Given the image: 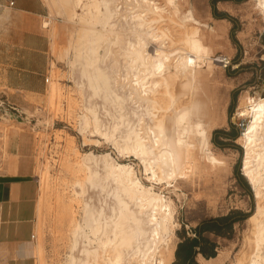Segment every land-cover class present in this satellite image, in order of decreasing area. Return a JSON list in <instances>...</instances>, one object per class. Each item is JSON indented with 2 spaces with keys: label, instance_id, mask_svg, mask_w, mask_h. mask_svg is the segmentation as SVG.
I'll return each instance as SVG.
<instances>
[{
  "label": "rangeland",
  "instance_id": "1",
  "mask_svg": "<svg viewBox=\"0 0 264 264\" xmlns=\"http://www.w3.org/2000/svg\"><path fill=\"white\" fill-rule=\"evenodd\" d=\"M45 1L48 12L47 16L42 18V23L44 24L46 20L51 21L46 27L51 38L49 86L39 99L21 96L13 98L8 103L0 93V133L5 131L6 134L5 138L2 137L4 143L0 144V149L4 156L5 154L7 156L4 161L0 160V170L32 174L39 182L36 264H96L97 257L88 255L85 252L86 247L96 248L100 262L103 260L101 264H107L104 258L105 253L98 247L97 238H105V232L114 237V234L110 233L111 227L106 226V223L113 222L114 226L115 219L119 220L115 184L105 180V173L101 166L98 169L99 176L93 181L85 180L84 172L77 173L76 177L69 168L86 152L93 151L96 154L110 152L117 160L134 162L140 177H143L146 184L149 183L143 173L144 165L139 159L129 156L123 160L111 139L99 134L91 137L92 134L87 133L85 129L82 117L88 108H95L93 110L105 124V131L112 128L114 118L119 117V110L103 94L95 93L89 87L88 75L94 68L93 65L91 67L90 58L98 57L96 66L100 65L104 67L103 69L120 72L117 74L125 77V82L128 77L130 81L134 78L132 69H135V66L133 68L131 66L133 62L127 49L130 43L128 40L134 41L135 36L131 32V26H128L129 21L121 16L118 22L116 21L120 36L103 39L96 55H92L88 48L93 46L92 43L83 45L81 52H78L71 45V41H79L75 36L76 28H79L83 22L74 23L68 20L66 14L56 13L58 4L55 2L60 0ZM113 1L125 14L128 12L126 9H129L126 7L133 6L130 0V2L128 0ZM157 1L163 2V0ZM190 1L197 16L209 24L208 27H203V32L206 42L212 45V58L216 59L217 65L214 74L210 75L206 83H203L201 93L209 102L210 108L223 120L212 130L211 146L219 156L224 158L226 168L221 172L222 179H218L215 174H210L197 180V187L188 186L183 180H178L175 189L173 186L170 187L171 189L162 188L164 194L173 199L177 208L175 235L172 238V245H175L176 251L184 237L195 235V228L202 220L226 215L231 211H242L251 216L258 203L256 191L243 172V158L246 150L245 146L238 141L244 130L238 108L243 95L254 97L264 95V14L254 5V0ZM211 27L216 29L213 35L209 31ZM121 29L124 31L122 32ZM148 48L152 51L157 46L150 43ZM75 52L77 54H74ZM221 58L230 60L227 66L225 62L220 61ZM126 67L129 68L126 70ZM51 83L56 85L59 83L57 85L59 94L53 104L49 95ZM24 101L28 102L29 106L26 104L27 107H24L22 105ZM222 130L229 133L238 130L239 136L227 137L223 135ZM215 139L222 141L224 145H218ZM46 168L49 174L46 180H42V170ZM78 177L84 181L77 182ZM247 218L235 222L232 232L226 236L212 235L219 243L217 255L214 257H217L221 251L227 252L228 256L223 264H235L242 251L246 252V263L256 258L257 251L253 250V246L248 242L251 224ZM96 222L100 229L97 232L98 235L94 234L97 230L92 227V223ZM77 224L81 225V229L75 235L72 228L74 227V231ZM169 235L172 236V233ZM88 236L94 240L92 244H89ZM176 251L172 264L176 260ZM131 254L132 251L127 252L123 264H137ZM202 256L198 257L200 264H204Z\"/></svg>",
  "mask_w": 264,
  "mask_h": 264
},
{
  "label": "bare ground",
  "instance_id": "2",
  "mask_svg": "<svg viewBox=\"0 0 264 264\" xmlns=\"http://www.w3.org/2000/svg\"><path fill=\"white\" fill-rule=\"evenodd\" d=\"M130 1L133 6L125 8L127 14L122 13L113 0H60L55 3L58 4L56 13L66 14L71 22H83L76 28L75 36L79 41L70 43L78 52L83 45L92 43L93 46L88 48L92 55H96L103 39L120 36L117 31L119 17L129 21L135 40H128L129 48L125 49L131 54L132 68L135 66L132 69L134 78L128 81V77L126 83V78L118 75L120 72L96 66L98 57L90 58L94 68L88 75L89 87L109 99L119 110V117L114 118L109 131H105V124L93 110L95 108H88L82 117L91 137L99 134L111 139L123 160L129 156L139 159L149 183L140 177L134 162L117 160L110 152H86L80 159H75L69 169L76 177L77 173L84 172V179L93 181L99 176L101 166L105 180L115 184L119 220L115 219L114 226L113 222L106 223L114 237L106 232L105 238L96 236L107 264H123L127 252L131 251L137 264H172L176 251L172 238L177 208L162 188L171 189L173 186L175 189L178 180L197 187V180L210 174L222 179L221 172L226 168L224 158L211 146L212 130L223 120L201 93L203 83L214 74L217 64L212 58V45L206 42L203 32V27L209 24L197 16L190 0ZM254 5L264 14V0H254ZM50 22L46 20L43 25L49 26ZM209 31L213 35L216 29L211 27ZM150 43L156 44L157 48L151 51L148 48ZM57 85L51 83L50 86L52 104L59 94ZM238 115L250 117L238 141L246 150L243 172L250 179L258 198L255 212L247 218L251 224L248 242L257 251V256L246 263V252L242 251L235 264H264V95H243ZM5 135V131L0 133L1 137ZM48 174V168L42 170V180H46ZM76 181L84 180L78 177ZM92 227L97 230L96 235L100 230L97 222L92 223ZM73 228L76 235L81 225L77 224L74 231ZM171 233L172 236L169 235ZM93 241L88 236L89 244ZM85 252L97 257L96 264L103 261L100 262L96 248L86 247ZM227 256L226 251H221L217 257L202 256V261L204 264H223Z\"/></svg>",
  "mask_w": 264,
  "mask_h": 264
},
{
  "label": "crops",
  "instance_id": "3",
  "mask_svg": "<svg viewBox=\"0 0 264 264\" xmlns=\"http://www.w3.org/2000/svg\"><path fill=\"white\" fill-rule=\"evenodd\" d=\"M14 1L10 5L9 0H0V93L8 103L21 96L39 99L48 89L51 69V38L42 23L46 1ZM3 156L0 149L1 161ZM39 194L34 175L0 170V264H36ZM204 235L218 251L213 236L219 235Z\"/></svg>",
  "mask_w": 264,
  "mask_h": 264
},
{
  "label": "trees",
  "instance_id": "4",
  "mask_svg": "<svg viewBox=\"0 0 264 264\" xmlns=\"http://www.w3.org/2000/svg\"><path fill=\"white\" fill-rule=\"evenodd\" d=\"M223 135L231 138H237L239 131L234 130L229 133L222 130ZM218 145L223 146L222 141L214 140ZM250 214L242 211H231L226 215L211 217L202 220L195 228V235L184 237L179 243L176 251V260L173 264H200L196 256L202 253L205 257L210 258L217 255L216 243L204 235L205 232H212L219 236L230 234L237 221L246 219Z\"/></svg>",
  "mask_w": 264,
  "mask_h": 264
},
{
  "label": "built area",
  "instance_id": "5",
  "mask_svg": "<svg viewBox=\"0 0 264 264\" xmlns=\"http://www.w3.org/2000/svg\"><path fill=\"white\" fill-rule=\"evenodd\" d=\"M14 3H15V1L14 0H9V4L10 5H14ZM47 27V26H46ZM220 61H222V62H225V65L227 66L228 65V63L230 62V60H228L227 58H221L220 59ZM10 107H12V108H15L14 106H12V105H9ZM240 117H242V126H243V129L245 130L246 128H247V126H248V124H249V117H245V116H240ZM244 130L242 131V133L244 132ZM35 237V236H34Z\"/></svg>",
  "mask_w": 264,
  "mask_h": 264
}]
</instances>
